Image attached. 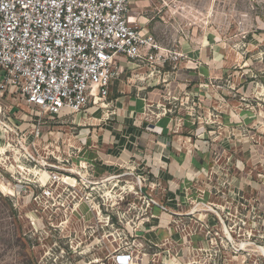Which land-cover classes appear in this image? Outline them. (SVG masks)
Instances as JSON below:
<instances>
[{
  "label": "rangeland",
  "instance_id": "1",
  "mask_svg": "<svg viewBox=\"0 0 264 264\" xmlns=\"http://www.w3.org/2000/svg\"><path fill=\"white\" fill-rule=\"evenodd\" d=\"M136 5L134 16L143 18L167 61L155 71L137 63L126 68L105 103L125 87L150 81L157 88L165 70L170 80L205 61L220 74L201 88L259 116L264 141V0ZM182 94H166L167 106ZM95 108L47 118L22 104L12 87L0 90V264H116L127 253L131 264H264V213L234 158L214 153L209 186L200 184L211 200L187 203L175 216L150 168L101 143L97 125L113 109ZM155 207L165 214L161 230L174 227V237L155 238Z\"/></svg>",
  "mask_w": 264,
  "mask_h": 264
},
{
  "label": "crops",
  "instance_id": "2",
  "mask_svg": "<svg viewBox=\"0 0 264 264\" xmlns=\"http://www.w3.org/2000/svg\"><path fill=\"white\" fill-rule=\"evenodd\" d=\"M135 4L138 0L131 2L130 18L142 27L143 18L134 16L136 11L133 10L138 8ZM202 63L203 66L188 70L180 68L170 80H166L169 73L165 70V78L157 88L150 81L134 90L125 87L119 97L103 107L113 111L111 116L106 114L101 118L102 124H96L101 127L98 133L101 143L150 168L156 179L154 185L165 192L163 204L169 206L175 216L186 209L187 203L199 207L211 200L210 188H202L200 184L209 186L207 172L214 153L234 158L237 173L243 172L247 191L256 197L258 211L264 213V141L259 135L260 117L250 110L229 108L219 102L222 96L201 88L206 79L220 74L219 70H212L208 62ZM136 66L133 62L123 61L122 64L123 71ZM177 89L183 94L174 98L177 101L174 106H167L165 95ZM210 114H214V120L208 117ZM90 121L97 120L94 117ZM212 122L214 127L210 126ZM152 210L159 211L157 207ZM163 215L155 216L157 240L160 236L174 237V227L168 228V232L161 230Z\"/></svg>",
  "mask_w": 264,
  "mask_h": 264
},
{
  "label": "built area",
  "instance_id": "3",
  "mask_svg": "<svg viewBox=\"0 0 264 264\" xmlns=\"http://www.w3.org/2000/svg\"><path fill=\"white\" fill-rule=\"evenodd\" d=\"M131 2L0 0V90L8 85L28 108L60 118L104 107L121 61L164 68L155 39L131 21Z\"/></svg>",
  "mask_w": 264,
  "mask_h": 264
},
{
  "label": "bare ground",
  "instance_id": "4",
  "mask_svg": "<svg viewBox=\"0 0 264 264\" xmlns=\"http://www.w3.org/2000/svg\"><path fill=\"white\" fill-rule=\"evenodd\" d=\"M261 251V250H260ZM263 251V250H262Z\"/></svg>",
  "mask_w": 264,
  "mask_h": 264
}]
</instances>
